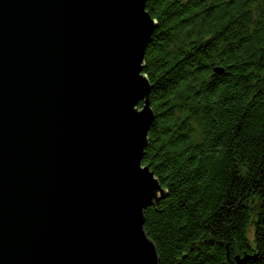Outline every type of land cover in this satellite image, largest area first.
Segmentation results:
<instances>
[{
    "label": "water",
    "instance_id": "1",
    "mask_svg": "<svg viewBox=\"0 0 264 264\" xmlns=\"http://www.w3.org/2000/svg\"><path fill=\"white\" fill-rule=\"evenodd\" d=\"M147 2L0 0V264H160Z\"/></svg>",
    "mask_w": 264,
    "mask_h": 264
},
{
    "label": "trees",
    "instance_id": "2",
    "mask_svg": "<svg viewBox=\"0 0 264 264\" xmlns=\"http://www.w3.org/2000/svg\"><path fill=\"white\" fill-rule=\"evenodd\" d=\"M145 211L160 264H264V0H148Z\"/></svg>",
    "mask_w": 264,
    "mask_h": 264
}]
</instances>
